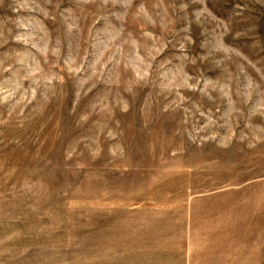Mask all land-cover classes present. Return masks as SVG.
Wrapping results in <instances>:
<instances>
[{"label": "rangeland", "instance_id": "rangeland-1", "mask_svg": "<svg viewBox=\"0 0 264 264\" xmlns=\"http://www.w3.org/2000/svg\"><path fill=\"white\" fill-rule=\"evenodd\" d=\"M0 264H264V0H0Z\"/></svg>", "mask_w": 264, "mask_h": 264}]
</instances>
